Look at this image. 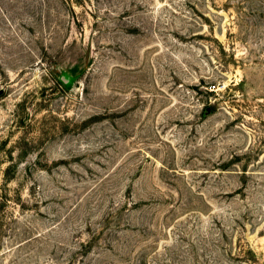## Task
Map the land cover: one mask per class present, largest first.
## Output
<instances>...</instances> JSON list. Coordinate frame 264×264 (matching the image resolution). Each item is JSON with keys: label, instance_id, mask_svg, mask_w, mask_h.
I'll use <instances>...</instances> for the list:
<instances>
[{"label": "rangeland", "instance_id": "1", "mask_svg": "<svg viewBox=\"0 0 264 264\" xmlns=\"http://www.w3.org/2000/svg\"><path fill=\"white\" fill-rule=\"evenodd\" d=\"M0 264H264V0H0Z\"/></svg>", "mask_w": 264, "mask_h": 264}, {"label": "trees", "instance_id": "2", "mask_svg": "<svg viewBox=\"0 0 264 264\" xmlns=\"http://www.w3.org/2000/svg\"><path fill=\"white\" fill-rule=\"evenodd\" d=\"M0 198H1V196H0ZM0 204H2L1 202H0ZM1 206V205H0Z\"/></svg>", "mask_w": 264, "mask_h": 264}]
</instances>
